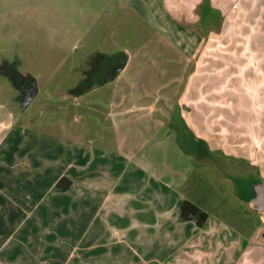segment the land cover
<instances>
[{
	"label": "rangeland",
	"instance_id": "374dc122",
	"mask_svg": "<svg viewBox=\"0 0 264 264\" xmlns=\"http://www.w3.org/2000/svg\"><path fill=\"white\" fill-rule=\"evenodd\" d=\"M247 2L238 0L234 5L233 15H240L241 23L247 18ZM171 20L180 23L176 17ZM237 32L234 38L240 36L243 42L251 43L258 37L254 34L251 40V34ZM228 36L225 32L222 40H228ZM176 39V34H169V0H0V66L4 60L13 64L20 58L23 65H11L27 77L32 75L37 84V95L22 110L20 91L0 74V207H4L0 209V236L14 235L2 260L20 246V235L40 238L43 234L35 224L38 215L32 216L34 211L28 214L26 201L29 194L30 199L35 195L33 200H42L51 178L47 174L44 179H31L34 182L30 186L18 175L23 171L22 163L26 164L22 158L31 141L29 149L33 147L34 151L29 150V164L37 168L33 164L39 163L32 157L46 155L50 158L45 163L46 173L52 175L59 164L50 162L61 160L60 153L70 154L75 149L83 153L87 149L113 152L118 147H133L137 141L144 143L157 131L152 124L169 115L164 107H175L173 120L177 122L182 121V115L192 121L196 118L203 71L199 70L196 53L183 49ZM124 61L127 68L115 80L104 82L93 75L95 67L108 71L113 63ZM239 68L223 63L218 80L203 82L205 90L216 86L227 94L231 88L225 79H232L235 86L237 82L245 86ZM85 75L91 78L84 80ZM150 105L155 108L151 112ZM236 105L239 112V106L257 108L253 114L256 117L262 103L257 98L238 96ZM131 107L136 109L128 112ZM241 117L242 113L230 121L232 126L226 124L227 120L220 123L230 129L236 145L228 148L225 138L218 143L219 151H213L218 160L211 163L212 178L205 173V166H196L190 159L181 162L182 168L190 171L183 188L185 195L214 218L212 228L220 231L224 240L220 253L213 247L212 238L205 240L204 247L198 245L199 241L193 242L197 244L190 250V264H264V223L240 197L253 193V183H264V129L250 121L249 129L241 130L236 126ZM222 127L217 134L221 139ZM173 134L175 140L180 138L189 147L178 130ZM8 137L18 139L19 146L15 145L20 156L10 168L12 162L1 157L2 150L7 151ZM245 149L247 158L242 156ZM226 156L238 159V164H231ZM15 188L18 192L12 193ZM12 204L9 212L14 214L8 220L6 207ZM60 259L64 261L65 257ZM34 260L37 263V258Z\"/></svg>",
	"mask_w": 264,
	"mask_h": 264
},
{
	"label": "crops",
	"instance_id": "0c3cea01",
	"mask_svg": "<svg viewBox=\"0 0 264 264\" xmlns=\"http://www.w3.org/2000/svg\"><path fill=\"white\" fill-rule=\"evenodd\" d=\"M237 1L169 0V34H176V40L183 49L196 53L199 70L203 71L199 76L196 118L193 121L182 115L179 116L182 121L177 122L173 120V114L177 112L175 107H164L169 115L152 124L157 131L144 143L133 142V147L126 150L118 147L113 152L87 149L83 153V150L75 149L70 154L60 153L61 160L52 159L50 162L53 165L54 161V166L59 164L52 175L46 173L45 163L50 161L46 155L32 157L34 162L39 163L33 164L38 166L33 169L29 164L32 156L29 150L34 151L33 147L29 149L32 141L26 146L28 152L22 158L26 164L22 163L23 171L18 175L24 182L27 180L28 185L31 179L37 177L44 179L48 174L51 178L48 191L43 190L42 200H33L35 195L30 199L29 194L26 201L28 214L34 211L32 216L38 215L35 224L40 226L43 234L40 238L20 235V246L11 250L5 260H2L4 250L14 235L0 236V264L10 261L14 264H190V250L197 244L192 243L199 241L198 245L204 247L205 240L211 238L213 247L222 252L224 240L221 232L212 228L214 218L190 201L183 191L190 171L186 172L181 162L190 159L196 166H205V173L212 178L211 163L218 160L213 151H219L218 143L225 138L228 148L236 145L230 129L221 126L222 120L224 124L227 120L226 124L232 126L230 121H235V117L242 113L243 117L235 123L242 127L241 130L249 129L250 121L264 129V0H248L245 7L247 18L242 23L240 15H233ZM173 17L180 19L182 24L171 20ZM174 24L180 27L175 28ZM237 30L242 34H251V40L257 34V40L250 43L238 39L240 36L235 39ZM225 32L230 34L228 40H222ZM175 48L181 49L179 46ZM19 59V64L23 65ZM223 63L228 67L231 64L240 67L238 70L244 73L242 80H245V86L239 85V82L235 86L231 84L232 79H225L231 88L227 94L216 86L205 90L203 82L218 80ZM113 64L120 66L114 74L109 75V69L103 71L95 67L93 75L96 79H104V82L115 80L123 74L128 63ZM27 75L34 79L32 75ZM83 77L84 80L91 78L88 75ZM238 96L259 99L262 103L259 115L253 117L257 108L244 106H239V112L236 108ZM149 107V112L155 109L152 105ZM135 109L128 108V112ZM221 127L222 139L217 135ZM177 130L178 135L188 141L189 147L180 138L174 139L173 133ZM12 140L13 143H10ZM17 140L8 137L7 151L2 150V159L12 162L9 168L20 159L16 152L19 151ZM51 143L56 146V142ZM246 153L245 149L244 158H247ZM14 154L17 155L14 157ZM226 157L231 164H238V159ZM64 177L72 183L66 192L57 187ZM16 188L11 192L17 193ZM232 193L235 195L234 191ZM184 201L192 202L208 214L203 228H198L194 221L182 218ZM12 206L6 207L8 220L14 214L9 212ZM41 207L44 211L39 212ZM0 209L3 211L4 207ZM207 246L210 248L211 244ZM62 256L64 261L60 259ZM34 258H37V263Z\"/></svg>",
	"mask_w": 264,
	"mask_h": 264
},
{
	"label": "water",
	"instance_id": "95a60500",
	"mask_svg": "<svg viewBox=\"0 0 264 264\" xmlns=\"http://www.w3.org/2000/svg\"><path fill=\"white\" fill-rule=\"evenodd\" d=\"M6 64L7 63H3L0 66V74L2 76H6L5 74ZM7 78L11 82H13L15 87H17L16 84L14 83L16 81L15 77L8 76ZM33 84H34L33 89L27 91L25 95L22 97V103H21L22 110H25L37 95V84L36 82H34ZM252 187H253V195L249 199V204L253 211L261 215L262 221L264 223V183L255 182L252 184Z\"/></svg>",
	"mask_w": 264,
	"mask_h": 264
},
{
	"label": "trees",
	"instance_id": "16d2710c",
	"mask_svg": "<svg viewBox=\"0 0 264 264\" xmlns=\"http://www.w3.org/2000/svg\"><path fill=\"white\" fill-rule=\"evenodd\" d=\"M71 184H72L71 181H69L67 178L64 177L58 182L57 187L63 192H66L71 187ZM252 195L253 193L249 196L240 195V197L243 201L249 203V199ZM181 216L184 220L194 221L198 228H203L209 217L206 212L199 209L196 205H194L190 201L183 202L181 207Z\"/></svg>",
	"mask_w": 264,
	"mask_h": 264
},
{
	"label": "flooded vegetation",
	"instance_id": "af4514ba",
	"mask_svg": "<svg viewBox=\"0 0 264 264\" xmlns=\"http://www.w3.org/2000/svg\"><path fill=\"white\" fill-rule=\"evenodd\" d=\"M6 64V70H5V74L6 77L11 76V77H15L16 81L14 82L16 84V88L20 91L21 96L23 97L25 95V93L31 89H33L34 87V79L30 78L29 76H24L23 74H21L18 70L15 69L14 66H12L13 64L10 62H5ZM12 64V65H11ZM16 65H19V62L17 61L15 63ZM120 66H110L109 75H112L115 73L116 68H119Z\"/></svg>",
	"mask_w": 264,
	"mask_h": 264
}]
</instances>
